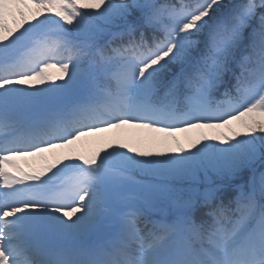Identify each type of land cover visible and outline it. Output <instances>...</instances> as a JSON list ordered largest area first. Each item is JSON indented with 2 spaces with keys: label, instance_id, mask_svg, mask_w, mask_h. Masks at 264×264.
Wrapping results in <instances>:
<instances>
[{
  "label": "snow or ice",
  "instance_id": "1",
  "mask_svg": "<svg viewBox=\"0 0 264 264\" xmlns=\"http://www.w3.org/2000/svg\"><path fill=\"white\" fill-rule=\"evenodd\" d=\"M0 264H264V0H0Z\"/></svg>",
  "mask_w": 264,
  "mask_h": 264
},
{
  "label": "trees",
  "instance_id": "2",
  "mask_svg": "<svg viewBox=\"0 0 264 264\" xmlns=\"http://www.w3.org/2000/svg\"><path fill=\"white\" fill-rule=\"evenodd\" d=\"M50 73L55 76L58 75L57 69H50ZM101 136H112L114 133H103L100 134ZM97 137H84L79 141V149L81 153H88L92 150H95V148L98 146L97 143Z\"/></svg>",
  "mask_w": 264,
  "mask_h": 264
},
{
  "label": "rangeland",
  "instance_id": "3",
  "mask_svg": "<svg viewBox=\"0 0 264 264\" xmlns=\"http://www.w3.org/2000/svg\"><path fill=\"white\" fill-rule=\"evenodd\" d=\"M74 147L78 149L77 145H75ZM18 163H21V164H23V163H24V161H18ZM26 170H27V169H26Z\"/></svg>",
  "mask_w": 264,
  "mask_h": 264
}]
</instances>
